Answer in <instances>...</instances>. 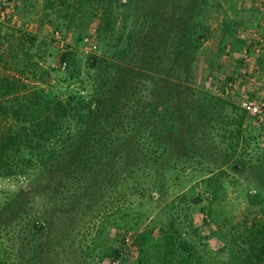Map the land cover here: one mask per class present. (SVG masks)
Here are the masks:
<instances>
[{"label":"rangeland","instance_id":"1","mask_svg":"<svg viewBox=\"0 0 264 264\" xmlns=\"http://www.w3.org/2000/svg\"><path fill=\"white\" fill-rule=\"evenodd\" d=\"M250 30L263 36V46L240 76L238 57ZM146 33L158 47L147 56L153 58L147 69L131 67L134 97H141V104L161 94L173 106L165 115L168 127L150 117L141 129L148 149L137 148L145 150L149 168L136 162L104 171L100 178L117 173L124 183L73 216L54 213L57 221L43 236L37 258H31L34 245L22 225L48 211L46 193L31 188L29 203L20 209L26 196L19 186L27 178L0 177V264H108L116 250L115 264H137L139 249L160 243L170 222L202 257L191 264L237 261L235 244L244 225L264 218V0H111L110 8L107 0H0V72L17 73L57 98L75 91L87 98L98 90L87 67L89 54L116 64L127 58L129 64L148 44ZM190 35L199 36L196 48L179 57L175 49ZM125 46L130 49L120 52ZM231 77L240 78L233 86L237 93L261 102L260 117L248 116L232 98L217 93ZM120 83L108 92L113 100ZM205 95L219 100L206 107ZM203 106L206 114L199 112ZM135 120L123 115L116 127L133 132L142 126ZM157 129L168 132L165 150L155 144ZM233 162L238 170L230 167ZM45 178L56 183L65 177L45 171L39 180Z\"/></svg>","mask_w":264,"mask_h":264},{"label":"trees","instance_id":"2","mask_svg":"<svg viewBox=\"0 0 264 264\" xmlns=\"http://www.w3.org/2000/svg\"><path fill=\"white\" fill-rule=\"evenodd\" d=\"M107 1L110 8L111 0ZM188 24L189 21L185 20L184 25ZM147 36V33L143 35V39L148 44L136 50V58L131 63L129 61V64H126L127 58H124L125 64H116L113 60L111 63L102 56L89 54L86 63L88 68L93 69L91 78L98 90L95 89L87 98L76 91L65 98H57L42 86L23 82L17 73L0 72V177L27 178L25 185L19 186V191L26 196L25 200H20V209L29 203V191L32 189L38 194L46 193L44 204L48 211L39 213L35 219L22 225L34 245L31 258L38 257L43 236L54 227L57 221L54 213L73 216L85 203H95L102 199L104 191H108L109 187L114 189L115 184L124 183L117 173L112 177L100 178L104 171L116 166L125 168L136 162H142L143 167H148V156H145L148 148L144 146V140H140V137L147 135L144 132L142 134L141 129L148 125L150 117L168 127L165 115L171 113L173 106L161 94L157 96V101L146 99L141 104V97H134L136 90L131 86L132 79L129 80V75L133 77L131 67L137 63V66L147 69L153 60L151 56H147L158 47L155 38L150 37L148 42ZM192 38L195 39L193 45L190 40ZM198 39L199 36L191 35L185 38L175 49L179 57L187 55L189 47L196 48ZM130 41L128 35L127 43ZM128 49L130 47L125 46L120 52ZM1 56L0 52V61ZM62 58H66L65 53L60 55V59ZM145 76V72L140 71L141 79ZM118 79H121V83L117 84L119 87L113 100L108 92L111 89L114 92ZM203 99L206 107L219 100L210 95H205ZM199 112L207 113L204 106ZM242 112L244 113L243 110ZM127 114L133 120L137 119L138 124L142 123L141 128L133 132L117 128L116 124L122 123V116ZM234 134H239L238 127H235ZM167 136V130L161 132L157 129L154 134L156 146L165 150L163 143ZM138 145L145 150L139 151ZM230 167L233 170L239 168L236 162ZM45 171L63 174L65 180L60 179L56 183L46 178L39 180L40 174ZM40 188L44 190L39 191ZM55 190H58V196L52 201L49 198ZM116 206L118 209L122 208ZM9 221L11 220H5L3 227L6 224L9 226ZM64 222L66 223L62 225H67L68 221ZM243 231L241 241L235 244L238 258L234 264H264V218H253L250 224L244 225ZM142 239L145 240L146 237L142 235ZM160 240L151 249L148 246L139 249L137 264H191L199 256L193 245L185 241L180 230L171 222ZM118 254L119 251L116 250V254L111 256ZM28 261L31 262V259Z\"/></svg>","mask_w":264,"mask_h":264},{"label":"built area","instance_id":"3","mask_svg":"<svg viewBox=\"0 0 264 264\" xmlns=\"http://www.w3.org/2000/svg\"><path fill=\"white\" fill-rule=\"evenodd\" d=\"M247 41L244 49L242 50L241 55L238 57L240 61H242V64L238 66V73L240 76H243L247 70V67H245V63H247L250 59V55H256L260 50H262L263 46V36L257 32L256 30H250L247 34ZM62 65L64 61L61 62ZM240 81V78H233L226 80L222 85L221 88H217L216 91L220 95H227L229 98H232V101L236 102L240 108L248 115L255 117H260L261 113V102L259 100L253 98L252 96H249L247 94H239L233 89L234 84L238 80ZM241 84V83H239ZM259 115V116H258ZM129 239V234L126 233L123 237V240L127 242ZM116 259L115 258H109L108 264H115Z\"/></svg>","mask_w":264,"mask_h":264}]
</instances>
